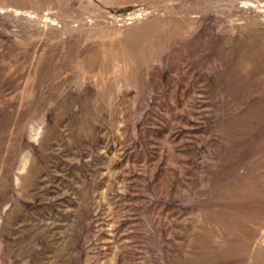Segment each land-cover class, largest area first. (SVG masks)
Here are the masks:
<instances>
[{
  "label": "rangeland",
  "instance_id": "obj_1",
  "mask_svg": "<svg viewBox=\"0 0 264 264\" xmlns=\"http://www.w3.org/2000/svg\"><path fill=\"white\" fill-rule=\"evenodd\" d=\"M0 264H264V0H0Z\"/></svg>",
  "mask_w": 264,
  "mask_h": 264
}]
</instances>
